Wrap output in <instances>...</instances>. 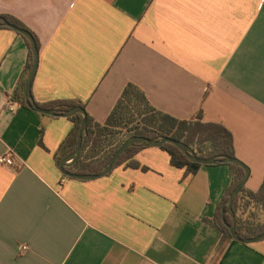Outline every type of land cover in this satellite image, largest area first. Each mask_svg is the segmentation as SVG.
Returning <instances> with one entry per match:
<instances>
[{
	"label": "crops",
	"instance_id": "1",
	"mask_svg": "<svg viewBox=\"0 0 264 264\" xmlns=\"http://www.w3.org/2000/svg\"><path fill=\"white\" fill-rule=\"evenodd\" d=\"M0 17L38 40L39 106L75 101L102 124L132 83L178 120L202 111L227 128L250 170L245 188L261 187L264 0H0ZM28 63L26 38L0 28V157L14 155L0 165V264H264V240L243 244L215 226L228 164L192 173L150 146L105 177L64 176L55 154L72 121L13 99ZM236 218L261 224L264 214Z\"/></svg>",
	"mask_w": 264,
	"mask_h": 264
},
{
	"label": "trees",
	"instance_id": "2",
	"mask_svg": "<svg viewBox=\"0 0 264 264\" xmlns=\"http://www.w3.org/2000/svg\"><path fill=\"white\" fill-rule=\"evenodd\" d=\"M2 18L26 29L24 26L20 25L19 22L11 18ZM0 28H5L1 21ZM32 35L34 36L39 49L38 40L34 34ZM26 41L29 47V63L21 80L18 82L13 95V99L21 102L24 107H26L24 90L33 61L30 44L27 39ZM74 107H82L85 109L83 104L71 100L54 101L51 102L47 108H42L54 109L56 113L62 114ZM86 118V143L79 160L75 165L68 169V171L72 173H100L120 145L126 139L133 136H141L157 140L169 137L186 144L201 158H211L214 156L236 158L232 133L223 125L204 122L202 111H199L192 119L178 120L153 107L148 101L145 93L132 83L125 86L122 94L104 123L100 124L94 122L87 113ZM69 119L73 123V128L63 140L55 154L56 163L58 165L64 159L69 157L77 146L82 116L77 114ZM146 147L150 146L147 144H135L128 148L127 151L117 160L114 168L122 164L125 160L133 157L138 150ZM160 148L170 155L171 164L175 167H187L190 172L194 173L202 166L189 161L188 158L174 145L166 143ZM228 165L234 170V179L231 187L224 196L221 205L227 201L230 193L244 176V172L240 167L233 164ZM129 166L139 167L138 163L134 161L129 162ZM143 169L146 170V168ZM248 207L258 208L264 214V180L257 192L249 191L244 187L234 201L233 211L236 215L239 209L245 212ZM225 219L227 223H231L229 215H226ZM215 226L225 237L233 239L228 227L221 218V213L218 215ZM236 231L241 238L256 237L264 232V221L261 224H254V222H250L249 220L241 222L237 219Z\"/></svg>",
	"mask_w": 264,
	"mask_h": 264
},
{
	"label": "water",
	"instance_id": "3",
	"mask_svg": "<svg viewBox=\"0 0 264 264\" xmlns=\"http://www.w3.org/2000/svg\"><path fill=\"white\" fill-rule=\"evenodd\" d=\"M0 21L4 27H7L19 33L20 35L24 36L30 44V50H31L33 61H32V66L30 68V71L27 77L25 90H24V100H25L26 106L36 112L43 113L45 115L53 116V117L70 118L77 114H80L82 116L81 128L78 134V141H77L76 149L69 157L64 159L59 164V170L64 176L70 179L79 180V181H92L95 179H99V178L109 175L110 172L113 170L114 165L117 162V160L127 151L128 148L132 147L133 145L147 144L151 147H161L164 144L168 143V144H171L177 147L192 163H196L200 165H214L217 163L233 164L237 167H240L243 170L244 172L243 178L241 179L239 184L233 189V191L230 193L227 201L224 204L222 220L225 223V225L228 227L232 238L240 243L254 244V243H258L264 240V232L256 237L241 238L236 231L237 218H236L235 212L233 211V204L238 194L245 187L249 179V176H250L249 168L237 158H232L228 156H214L211 158H201L186 144L180 141L174 140L172 138H169V137H165V138L157 140V139H149V138L141 137V136H133V137L126 139L120 145V147L111 156V158L109 159L107 164L103 167L100 173L98 174H76V173H72L68 171V169L71 168L73 165H75L76 162L79 160L82 154V151L84 149L85 143H86V138H87L86 111L82 107H74L72 109L67 110L66 112L62 114H58L56 113L54 109L42 108L34 101L33 96H32V84H33L34 77L36 75V72L38 69V63H39V49H38L36 40L34 36L28 30L21 28L2 17H0ZM226 215L230 216L231 223L226 222V219H225Z\"/></svg>",
	"mask_w": 264,
	"mask_h": 264
},
{
	"label": "built area",
	"instance_id": "4",
	"mask_svg": "<svg viewBox=\"0 0 264 264\" xmlns=\"http://www.w3.org/2000/svg\"><path fill=\"white\" fill-rule=\"evenodd\" d=\"M0 165L9 166V167L14 166V155H13V153L10 152L5 156H1L0 157ZM19 250H20V252H25V251H28V247L25 245H21V246H19Z\"/></svg>",
	"mask_w": 264,
	"mask_h": 264
}]
</instances>
